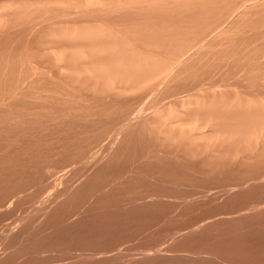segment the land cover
<instances>
[{"label": "rangeland", "instance_id": "obj_1", "mask_svg": "<svg viewBox=\"0 0 264 264\" xmlns=\"http://www.w3.org/2000/svg\"><path fill=\"white\" fill-rule=\"evenodd\" d=\"M80 1L0 0V264H264V134L246 139L264 129V0H183L167 13L146 0H100L119 1L118 13ZM95 23L136 53L182 42L199 43L197 55L157 90L96 92L47 56L53 30ZM190 94L199 107L182 104ZM155 106L234 142L166 139L145 122Z\"/></svg>", "mask_w": 264, "mask_h": 264}, {"label": "bare ground", "instance_id": "obj_2", "mask_svg": "<svg viewBox=\"0 0 264 264\" xmlns=\"http://www.w3.org/2000/svg\"><path fill=\"white\" fill-rule=\"evenodd\" d=\"M81 1H80L81 6H84L87 9L101 10V12H102V10H107V9L115 10V11L118 9L117 11H119V8L120 9L122 8V7H120L121 4H119V1H117L118 2L117 4H114L112 2L111 3H107V1L102 2L100 0H81ZM182 1L183 0H146L145 2H146V9L149 8L152 11H154V10L155 11H158V10L163 11L166 8L165 10H166V13H167V12H171V10H174L175 9V8H173L174 6H176V8H177L180 5V2H182ZM202 1L203 0H201V2ZM134 2H136V1H134ZM184 2L186 3L187 1H184ZM201 2L197 1L198 4L201 3ZM206 2H209V1H206ZM133 3H131V4H133ZM191 3H194V2L191 1ZM205 3H202V4H205ZM214 3H216V2H214ZM181 4H184V3H181ZM194 4L192 6H194ZM198 4H197V7L199 6ZM143 5H144V3L142 4V6ZM122 6H123V4H122ZM131 6H133V5H130V8H131ZM137 6H139V4H137ZM185 6L186 5H184V7ZM195 6H194V9H195ZM200 6H201V4H200ZM126 7H129V6L126 5ZM134 7H135L134 8V11H135V9L138 8V7H136V6H134ZM171 7L173 9L170 10L169 8H171ZM231 7L232 8H229V9H232L233 15L235 16V20H239V19L243 20V18L245 17L244 13L246 11H243L244 13L242 11H239V7L240 6H238V3L236 4L235 8H234V5H231ZM124 8H125V6L123 7V9ZM143 8H145V6L142 7V8L139 7L137 10L142 11ZM167 8L170 11H167L168 10ZM180 8L181 7H179L178 9H180ZM203 8H204V5H203ZM206 8H207V5H206ZM233 8H234V10H233ZM184 9L182 11H184ZM194 9H192V10H194ZM109 10L107 12L111 13V11H109ZM189 10H191V8ZM115 11H112V12L114 13ZM125 11H126V9H125ZM127 11L129 12L128 8H127ZM161 11L158 12L159 15L161 14ZM174 11L177 12V9H175ZM196 11H197V9H196ZM227 11H229V10H227ZM143 12H145V9H144ZM172 13H173V11H172ZM185 14H187V13H185ZM174 16H175V14H174ZM234 16H233V19H234ZM166 17L168 18V16H166ZM161 21H165V20H161ZM158 23H159V21H158ZM172 23H171V25H172ZM97 24L95 23V25H90V26L86 25L84 27L83 26L82 27L78 26L79 28H77V26H74V29H72L73 27L71 26L72 28L63 27V28H61L59 30H53V35H55L58 38L60 43L58 44V46H56L54 49L49 51L48 54H47L48 59H49V61L51 63L56 64L58 62L59 63L63 62L65 64V66L67 67V69L71 71L70 74H72L71 75L72 77H75V78L79 79L78 81H80V79L83 80L88 85V88H90L91 90L96 91V92L97 91H101L102 89H109L110 92H112L115 95H123V94H126V93H133V92H135V94H137V92L138 91H142L141 88L145 87L146 85L149 86V87L152 86V90H157V86H155L156 83H159V84L160 83L163 84V83H166V82L170 83L171 80H175L174 79L175 77L178 78L177 75H180L179 72H181L180 70H182L181 68L185 65V63L188 62L190 59H192V56L197 55L195 53L194 55L191 54L192 56H190L189 52H190L191 49H193L199 43L198 44H194V43L192 44V42H190L192 44V46H189V44H188V46H185L186 48L184 47V49H180L181 46H183L182 42H181V44H180L181 46L179 45L180 48L171 49V51H168V52L166 51V53L164 55H162V56L160 55L159 56V55H153V54H149V53L147 54L146 52H145L146 54L145 53H140V52L136 53L133 49L130 48L132 46H129V44L128 45L124 44L125 41L123 42L122 40L123 39L125 40V38H123L122 40L120 39L123 44L121 42L120 43L122 45H124V46L127 45L128 47L125 48L126 47L125 46L124 47L125 48L124 51L122 50V52L121 51L119 52L118 51L119 47L117 45H120V43L117 44L116 41H117V38H119L120 33H119V36H118L117 32H116V34H114L110 30L111 26H110V29H107L106 25H104L105 26V28H104L103 25H101L102 26L101 27V26H98ZM161 24H163V23H161ZM165 24H163V26ZM184 24H185V22H184ZM146 26H148V24H146L145 27ZM189 26H188V28H189ZM107 27H109V26H107ZM139 28H141V27L138 26L137 29L139 30ZM152 28L154 29V26H152ZM156 28L158 29L159 27L156 26ZM169 28L170 27H168L167 29H169ZM132 29H134V28L132 27ZM177 29H175V30H177ZM118 30H120V29H117V31ZM124 30H125V28H124ZM129 30H130V28H129ZM162 30L164 31V28L161 29V32H162ZM180 30H182V29H180ZM228 30H229V28H227V30H225V31L223 30V32H227ZM113 31H114V29H113ZM126 31H128V30H126ZM126 31H125V34H126ZM140 31H142V33H143L144 30L140 29ZM140 31H137V34ZM148 31H150L149 28H148ZM151 31H152V29H151ZM128 32H130V31H128ZM152 32H150V34H152V36H153L156 32L155 33H152ZM161 32H160V35H162ZM171 32H172V30H171ZM178 32H179V30H177V34H175V35H178ZM182 32H184V31L182 30ZM185 32L187 34L189 33L187 31H185ZM122 33L123 32H121V34ZM142 33H141V35H142ZM146 33L149 34L147 31H145L144 32L145 36H146ZM164 33H165V31H164ZM134 34L137 35L136 33H134ZM139 34H138V36H139ZM190 34H191V32H190ZM128 35L131 36L129 33H128ZM156 35H157V33H156ZM167 35L170 36V34H167ZM182 36H183V34H182ZM141 37H143V36H141ZM151 37H147V38H151ZM159 37H161V36H159ZM176 37H177V39H179L178 36H176ZM120 38H121V36H120ZM135 38H136V36H135ZM163 38H165V34H164ZM168 38H170V37H168ZM171 38H173L174 41H175V37L171 36ZM115 39H116V41H115ZM126 39H127V37H126ZM142 39L144 40V38H142ZM159 39H157V40H159ZM182 39L183 38L181 37V40ZM154 41H155V39H154ZM160 41L163 42V40H160ZM164 41L166 42V40H164ZM194 42H196V41H194ZM177 43H179V40H178ZM160 44H162V43H160ZM163 44L165 45V43H163ZM173 44H174V42H173ZM186 44L187 43H185V45ZM174 45H175V47H177L176 44H174ZM174 45H173V47H174ZM162 47H163V45H162ZM143 48H145V47H143ZM200 48L201 47H198L197 49H200ZM155 49H157V47ZM144 51H142V52H144ZM156 51H158V49ZM162 51H163V49H162ZM164 51H165V48H164ZM76 62H77V64H75ZM72 81H73V79H72ZM78 81H77V83H78ZM85 83H84V85H85ZM146 89H149V88H146ZM105 93H106V91H105ZM107 93H109V92L107 91ZM129 95H132V94H129ZM197 95H195V94L188 95L187 96V102H183L182 104L185 105V103H187L189 105H194L196 108L199 107L201 103H200V99H199V97ZM151 112H152V114H150V116L147 117L146 120H145L146 124L149 127H151V129L152 128H153V130L155 129L157 132H159V135L162 134V136H164V138L171 139L173 141L175 140V142H177L178 138H179V141H180V138H181L182 141H185V142L187 141V143L184 142L185 145L187 144L188 147L189 146H191V147L193 146V149H195L196 147H198V149H199L200 148L199 146H203L205 148H207V146H208V148H209V145L210 146L213 145V147H214V144H218L220 142H221L220 146H218V145L217 146L219 148H221L222 142L225 145H226V143L228 145L229 143H231L233 141V138L236 136V135H234V137H233V135H226L227 132H225V134L224 133L221 134V133H219L220 130H218L219 132H217V130H213V128H214L213 124H211L210 121L207 120V119L206 120L208 122L207 121L205 122V119H204V121H202L203 119L199 120L200 118L197 119V117L194 118V119L192 118L190 120H185V119L182 118V115H179L180 113L179 114L177 113V111L167 110V109H164V107H157V106L153 107ZM141 114H142V108L139 109L137 115L135 114L137 116L138 120L141 119V121H142L143 117L139 119V117L142 116ZM135 115L132 114V117L135 116ZM258 116H257V118H258ZM254 117L256 118V116H254ZM137 118L135 117L134 120L137 119ZM243 118H244V116H243ZM130 120H131V118H130ZM262 120H264V119L262 118ZM132 121L133 120H131V122ZM136 121H134V122L137 123ZM129 122H127V123H129ZM211 122H212V120H211ZM233 122L236 123V121H233ZM127 123H126V125H127ZM262 123H264V122L262 121L261 124ZM250 124H251V121H250ZM252 124H253V121H252ZM246 125H247V122H246ZM235 126H236V124H235ZM239 126L240 125H238L237 127L240 129ZM232 127H233V124H232ZM258 127H262V126H258ZM233 128L235 129V127H233ZM211 129H212V132H210ZM243 130H245V129H243ZM221 132H224V131H221ZM244 132L245 131H243L241 133H244ZM230 134H232V132ZM263 134H264V129H259L258 130V128H257L254 132H251V134H247L249 136L246 135L248 138H246L245 136L244 137L248 140V142L251 141L250 138L251 139L253 138V140H255L256 142H260L259 140H261L260 138H262ZM110 135L112 136L113 133L110 134ZM111 136H110V138H112ZM240 137H242V136H239V137L237 136V138H239V139H240ZM239 139H238V141H239ZM263 139H264V136H263ZM171 140H168V141L172 142ZM228 140H229V142H227ZM241 140H243V138ZM247 140H245V141H247ZM225 141H226V143H225ZM233 142H232V144H233ZM236 142H237V140L235 141V143ZM239 142H237V143H239ZM256 142H254V143H256ZM261 143H263V142H261ZM106 144H107V142H106ZM258 144L260 146V143H258ZM102 145H103V143H102ZM103 147H104V145H103ZM100 148H101V145H100ZM205 148L203 150H205ZM198 149L196 148V150H198ZM200 149H202V148H200ZM98 153H100V152L96 151L94 156H97Z\"/></svg>", "mask_w": 264, "mask_h": 264}]
</instances>
